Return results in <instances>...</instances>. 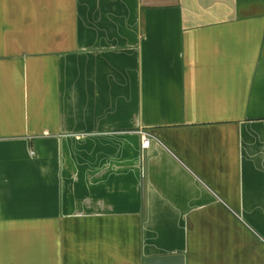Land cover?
Instances as JSON below:
<instances>
[{
	"label": "crops",
	"instance_id": "crops-1",
	"mask_svg": "<svg viewBox=\"0 0 264 264\" xmlns=\"http://www.w3.org/2000/svg\"><path fill=\"white\" fill-rule=\"evenodd\" d=\"M171 255L264 264V0H0V264Z\"/></svg>",
	"mask_w": 264,
	"mask_h": 264
},
{
	"label": "water",
	"instance_id": "water-1",
	"mask_svg": "<svg viewBox=\"0 0 264 264\" xmlns=\"http://www.w3.org/2000/svg\"><path fill=\"white\" fill-rule=\"evenodd\" d=\"M144 264H184L182 255L162 256L146 259Z\"/></svg>",
	"mask_w": 264,
	"mask_h": 264
},
{
	"label": "built area",
	"instance_id": "built-area-1",
	"mask_svg": "<svg viewBox=\"0 0 264 264\" xmlns=\"http://www.w3.org/2000/svg\"><path fill=\"white\" fill-rule=\"evenodd\" d=\"M149 139L145 135H141V147L147 149L149 147Z\"/></svg>",
	"mask_w": 264,
	"mask_h": 264
}]
</instances>
